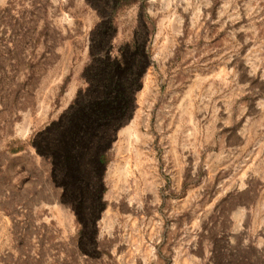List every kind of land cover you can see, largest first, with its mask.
<instances>
[{
	"label": "rangeland",
	"instance_id": "rangeland-1",
	"mask_svg": "<svg viewBox=\"0 0 264 264\" xmlns=\"http://www.w3.org/2000/svg\"><path fill=\"white\" fill-rule=\"evenodd\" d=\"M112 4L0 0V264H264V0ZM103 34L148 61L109 142L76 156L96 171L104 150L92 246L65 153Z\"/></svg>",
	"mask_w": 264,
	"mask_h": 264
},
{
	"label": "flooded vegetation",
	"instance_id": "flooded-vegetation-1",
	"mask_svg": "<svg viewBox=\"0 0 264 264\" xmlns=\"http://www.w3.org/2000/svg\"><path fill=\"white\" fill-rule=\"evenodd\" d=\"M124 0H113V4L111 5V10L117 9L120 4H122ZM112 37L110 35H107V44L105 47H97L98 51H102L103 57L105 58L109 64L112 66L111 72L112 75L118 79H124L127 80L129 77L133 75L135 78V81L133 85L130 86L128 90H123V92L128 94L129 100H128V111L130 110V106L132 103V98L134 93L138 90V85L141 80V77L143 76L144 69L146 67V63L148 61V57L145 53V45L143 42H139L136 39H134L132 44H125L119 48H117V55L112 56ZM95 94H98L95 91ZM128 111L126 114L123 115H117L113 118L112 122L105 126L100 125V127H104L107 132L106 142H109L111 138V134L116 131L120 124L124 122L128 115ZM92 138L95 139V135H92ZM105 142V143H106ZM92 148V146L90 145ZM86 148L81 149L78 151L73 150H67L65 155L70 156L74 158H70L68 160V166L70 167V163L73 165L74 169L79 172L78 176H72L74 179H77V184L79 185V189L83 191L84 194L79 195L78 193H74L73 196L79 197L80 199H75L73 197L72 200L75 204L78 205V208L80 210L79 216H80V225L82 226V235L85 236V239L87 242H89L90 245L93 246V242L95 240V235L97 233L95 227H96V217L98 214L101 213L103 210L102 204H101V195L103 193V187H102V180H103V157H104V150H97L95 153V163L97 165V170L92 171L89 170L84 173V163H82L78 158H76L77 155L80 153L86 154L89 156V158L93 155V149ZM69 152V153H68ZM81 171V172H80ZM71 177V176H70ZM95 190V195L92 192ZM92 196V197H91ZM79 200V201H78ZM93 201L97 204V207H93ZM92 205V211L90 214H88V210L86 209L85 205L87 204ZM86 244V242H84Z\"/></svg>",
	"mask_w": 264,
	"mask_h": 264
},
{
	"label": "trees",
	"instance_id": "trees-1",
	"mask_svg": "<svg viewBox=\"0 0 264 264\" xmlns=\"http://www.w3.org/2000/svg\"><path fill=\"white\" fill-rule=\"evenodd\" d=\"M101 5L107 12V0H93ZM107 35L103 34L97 38L96 47H105L107 44ZM91 70V87L95 94L93 97L85 99L84 103L76 113L75 118L70 120L68 126L74 127V132L67 137V143L74 152L81 150V142L89 141L90 145L97 149L106 142L107 132L104 127L108 126L117 115L126 114L128 111V94L123 90H128L133 85L135 78L133 75L127 80L118 79L112 75V66L105 58L97 59ZM61 130L58 129L51 133L45 142L44 148L53 151L61 147L60 145ZM95 135V139L92 138ZM95 195V190L92 192ZM91 196V197H92ZM75 199L79 197L73 196ZM79 201V200H78ZM88 214L92 211V205H85ZM93 207L97 204L93 201ZM88 245V244H87Z\"/></svg>",
	"mask_w": 264,
	"mask_h": 264
}]
</instances>
